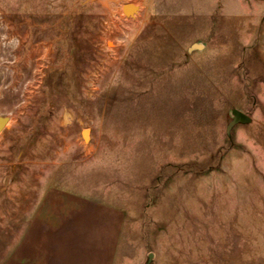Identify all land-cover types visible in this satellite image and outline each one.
<instances>
[{"label": "rangeland", "instance_id": "374dc122", "mask_svg": "<svg viewBox=\"0 0 264 264\" xmlns=\"http://www.w3.org/2000/svg\"><path fill=\"white\" fill-rule=\"evenodd\" d=\"M0 116V247L58 186L122 208L115 264H219L209 204L264 198V0H0Z\"/></svg>", "mask_w": 264, "mask_h": 264}, {"label": "crops", "instance_id": "0c3cea01", "mask_svg": "<svg viewBox=\"0 0 264 264\" xmlns=\"http://www.w3.org/2000/svg\"><path fill=\"white\" fill-rule=\"evenodd\" d=\"M256 185L236 183L234 197L209 204V236L193 238L194 253L219 256V264H264V198ZM124 217L111 201L48 187L6 243L1 232L0 264H115Z\"/></svg>", "mask_w": 264, "mask_h": 264}, {"label": "water", "instance_id": "95a60500", "mask_svg": "<svg viewBox=\"0 0 264 264\" xmlns=\"http://www.w3.org/2000/svg\"><path fill=\"white\" fill-rule=\"evenodd\" d=\"M122 9H123V12L125 14H132L136 10V7H134L132 5H124ZM197 47L201 48V45H198ZM231 115H232V120L228 123V125L226 127L227 133H229L230 129L238 123L246 124V123L250 122V117L238 109H235V108L232 109ZM7 120H8V118L0 116V132L5 127ZM86 132H87L86 130L82 132V135L84 138H86V136H87L85 134ZM150 257H151V254L149 255V258Z\"/></svg>", "mask_w": 264, "mask_h": 264}, {"label": "bare ground", "instance_id": "6f19581e", "mask_svg": "<svg viewBox=\"0 0 264 264\" xmlns=\"http://www.w3.org/2000/svg\"><path fill=\"white\" fill-rule=\"evenodd\" d=\"M126 5H132V6H134V7H136L137 6V4H135V3H133V4H126ZM9 124V122H8V120H7V123H6V125H8Z\"/></svg>", "mask_w": 264, "mask_h": 264}]
</instances>
